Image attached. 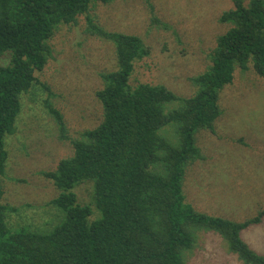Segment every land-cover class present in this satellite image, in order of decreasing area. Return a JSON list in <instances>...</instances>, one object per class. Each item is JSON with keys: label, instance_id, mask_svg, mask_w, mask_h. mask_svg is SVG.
Returning <instances> with one entry per match:
<instances>
[{"label": "trees", "instance_id": "obj_1", "mask_svg": "<svg viewBox=\"0 0 264 264\" xmlns=\"http://www.w3.org/2000/svg\"><path fill=\"white\" fill-rule=\"evenodd\" d=\"M110 1L0 0V54H10L9 63L0 64V264H187L201 230L224 237L243 264H264V254L243 237L263 222L264 207L238 221L198 211L184 193L187 167L203 157L196 134L214 130L222 114L220 93L236 68L247 70L252 62L264 80V0H233L221 14L229 28L218 36L208 69L192 77L196 90L189 97L163 84L132 85L135 62L150 55V46L139 35L107 31L88 16L117 54V68L102 73L97 91L102 121L72 140V155L43 171L60 191L50 202L62 220L49 232L8 226L16 209L2 202L7 137L16 130L21 96L41 83L36 72L51 55L59 25L75 22L93 3ZM49 110L64 130L61 111ZM170 125L176 142L164 133ZM86 180L94 182L97 216L75 191Z\"/></svg>", "mask_w": 264, "mask_h": 264}, {"label": "rangeland", "instance_id": "obj_2", "mask_svg": "<svg viewBox=\"0 0 264 264\" xmlns=\"http://www.w3.org/2000/svg\"><path fill=\"white\" fill-rule=\"evenodd\" d=\"M233 6V0H112L93 3L75 22L59 25L50 39L51 55L36 72L41 83L21 96L16 130L7 137L2 202L16 209L8 226L49 232L62 220L50 202L60 191L43 171L72 155V140L102 121L97 91L102 73L117 68V54L112 41L93 31L88 16L107 31L139 35L150 46V55L135 62L132 85L163 84L189 97L196 90L192 77L208 69L218 36L229 28L220 16ZM9 61L8 52L0 54V64ZM219 103L222 114L214 130L196 134L203 157L187 167L184 193L198 211L243 221L264 207V80L252 62L247 70L236 68ZM50 105L61 111L64 130ZM164 133L177 141L174 125ZM75 191L97 216L94 182L86 180ZM243 237L264 254V220ZM187 264L243 263L219 233L201 230Z\"/></svg>", "mask_w": 264, "mask_h": 264}]
</instances>
